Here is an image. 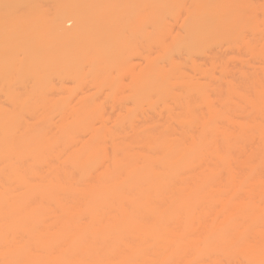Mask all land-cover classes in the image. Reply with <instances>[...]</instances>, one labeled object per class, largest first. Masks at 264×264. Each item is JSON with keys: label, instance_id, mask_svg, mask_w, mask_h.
<instances>
[{"label": "bare ground", "instance_id": "bare-ground-1", "mask_svg": "<svg viewBox=\"0 0 264 264\" xmlns=\"http://www.w3.org/2000/svg\"><path fill=\"white\" fill-rule=\"evenodd\" d=\"M187 1L126 2L131 32L122 37L117 28L123 17L117 23L98 0H0V264H188L193 255L195 264L198 242H220L231 256L242 239L246 246L245 236H257L264 225V167L258 164L264 159V120L257 119L264 80L256 75L231 82L235 71H227L224 56L204 63L205 69L199 64L210 79L221 67V77L231 80L222 88L221 78L212 89L183 74L185 59L191 62L216 40L231 46L230 35L248 7L237 15L234 0ZM48 2L54 8L46 23ZM169 17L180 32L170 28ZM68 20L74 21L72 31ZM82 34L103 42H54ZM136 54L143 66L131 64ZM176 55L183 56L182 70ZM114 70H122L120 77L127 71L128 82L115 87ZM67 76L110 87L114 114L108 116L92 95L76 103L71 93L51 96L54 80ZM250 84L257 100L244 91ZM190 91L206 110H197ZM233 112L242 113V122L232 120ZM253 140L260 144L248 151L252 144L248 150L244 145ZM201 202L210 211L216 204L213 219L201 217L209 211ZM260 236L262 247L256 241L246 250L258 262L264 258ZM239 248L234 254L243 256ZM183 257L185 263L178 262Z\"/></svg>", "mask_w": 264, "mask_h": 264}, {"label": "rangeland", "instance_id": "rangeland-1", "mask_svg": "<svg viewBox=\"0 0 264 264\" xmlns=\"http://www.w3.org/2000/svg\"><path fill=\"white\" fill-rule=\"evenodd\" d=\"M128 1H130V0H98V2L100 3V4H107L108 6H109V8L115 13V15H116V19H117V23H119V21H120V19L123 17V19L121 20V22L119 23V25H118V28H117V32H118V34H120V36H122V37H124V36H129L130 35V32H131V26H129L128 24H130V22L128 21V20H126L125 19V16H126V14L124 13V11H123V9H124V6L126 5V2H128ZM238 1V2H237ZM254 1V2H253ZM264 1V0H263ZM262 0H252V2H251V0H250V2H251V4H249L250 2L248 1V0H234V2H235V4L233 3V1H232V3L234 4H232L233 5V8L235 7V10L232 8V10H234V11H236L237 13H235V14H237V15H239V13H243V11H245L246 10V8L248 7V10H247V12H244V13H246L242 18H241V16H240V18H238L239 20H240V22L239 21H237V22H239L240 23V25H239V27H237L238 28V30H236V33H235V35H233V33H232V38H231V35H230V43H231V46L229 45V43H227V41H226V43L224 42L223 43V41L222 42H220V39L219 40H216V42H214V44H213V46H212V50L210 49V47H208L207 48V50L209 49V51L211 50V52L212 53H210L209 51H207V50H205V53L204 52H201V53H196L197 55H194V58H192V60L194 61H192L191 60V62H193V64L190 62V60L189 61H187L185 58V61L183 60V56L181 57V55H180V57H178L177 55V57H178V59H179V62L182 60V61H184L185 63H183L184 64V67L183 66H181L180 64L182 63V61L179 63L177 60L178 59H176V62L177 63H179V65L181 66L180 68H181V70H182V67H183V71H185L183 74L186 76V78L187 79H189V80H195V82H197V83H199V84H201L202 83V85H205V87H213L214 85H216V84H214V81L217 79V78H221L222 80H220V79H217V80H220V82L219 83H221L220 85L218 84V87L220 86L221 87V85H223L222 83L225 81V79L224 78H226L225 76H227V74L226 75H224V74H222V77H221V67L218 65V67H220V68H218V69H220V71L218 70V69H216L217 70V73H215L216 72V70L214 69L213 71H215L214 73L215 74H217V77L216 78H214L216 75L215 74H213V78H206L205 77V73H204V71L202 70V68L203 67H201L200 65L202 64V66H204L205 64L204 63H209V65H211L210 63H212L211 61H212V59H213V61H214V59H215V61H216V59L218 60V61H222V59H223V56H224V60H226L227 61V59H228V61L226 62H224L225 63V65H226V67L228 68L229 66H231L230 68H229V70H227V71H230L231 69H232V71H235V72H233V81H231L230 79H226V83L224 82V84L226 85L228 82H229V80L231 81V82H233V83H236L237 85H238V83H240L241 81H244L245 79H244V77L245 78H247L248 79V77L247 76H249V78H251V76L253 77V78H255L256 77V75H257V77L259 78H261V79H263L264 80V2H263ZM189 2V5L191 4V0H188L187 2H186V6L188 5L187 3ZM185 3V2H184ZM183 3V4H184ZM245 3H246V6L247 7H244V5H245ZM253 3V4H252ZM258 4V5H257ZM182 5V4H181ZM243 5V6H242ZM256 5V6H255ZM182 6H185V5H182ZM242 7V8H241ZM53 8H54V5H53V3L52 2H48V3H46V6H44V9H45V13H44V15H45V18H46V23L48 22V20L50 19V17H51V14H52V11H53ZM256 8L258 9V10H256ZM240 9V10H239ZM242 9V10H241ZM245 9V10H244ZM242 11V12H241ZM255 12H256V14H255ZM249 13V14H248ZM237 15H236V17H237ZM255 15V16H254ZM249 16V17H248ZM257 16V17H256ZM168 17V16H167ZM172 17V16H171ZM246 17H247V19H246ZM251 17V18H250ZM170 18V17H169ZM235 18V17H234ZM170 19H174L172 22H170L169 23V20ZM170 19H168V21L167 20H165V21H167L168 23L167 24H170V25H172L173 26V28L170 26V28L176 33H178V31L180 32L181 30V28L179 27V24L176 22V19L175 18H170ZM236 19V18H235ZM175 22H176V24H175ZM244 22V23H243ZM34 23V19H31V20H29V24L30 25H32ZM116 23V24H117ZM66 28L68 29V30H70V31H72L73 29H74V21L73 20H68L66 23ZM125 24V25H124ZM165 24H166V22H165ZM232 24H233V22H232ZM242 24H244V25H242ZM122 25H124V26H122ZM176 25H177V27H176ZM238 25V24H237ZM236 25V23H235V26H237ZM168 26L169 25H165V28L169 31L168 33H170L169 35H168V40H170V35L172 34L171 32H170V30L168 29ZM179 27V29H177ZM234 27V26H233ZM235 28V27H234ZM239 29H240V31H239ZM224 30V29H223ZM233 30V29H232ZM235 31V30H234ZM233 31V32H234ZM173 32V33H174ZM240 32V33H239ZM225 33V32H224ZM223 34V33H222ZM241 34V35H240ZM173 35V34H172ZM174 35H176V34H174ZM238 35H240V36H237ZM237 37V38H236ZM217 38V37H216ZM227 38V36L225 37V39ZM228 39H229V36H228ZM232 39H233V41H232ZM236 39V40H235ZM243 39H245L244 41H243ZM247 41V42H246ZM54 42H59V43H66V44H69V45H75V44H80V45H88V44H99V43H102L103 42V40L102 39H99V38H90L87 34H82V35H76V36H72V37H70L69 39H66V40H60V39H55L54 40ZM244 45H246V46H244ZM250 45V46H249ZM218 46H221V47H218ZM230 46V47H229ZM228 50H230V51H228ZM208 53H207V52ZM232 51V52H231ZM230 52V53H229ZM227 53H229L228 55H227ZM232 53V54H231ZM208 54V55H207ZM211 54V55H210ZM209 57H207V56ZM216 56V57H215ZM221 56V57H220ZM205 57L206 58H208V60L206 61V59H205ZM215 57V58H214ZM221 59H219V58ZM228 57V58H227ZM211 58V59H210ZM232 58V59H231ZM181 59V60H180ZM209 61V62H208ZM231 61H232V63H231ZM190 62V64H188ZM222 62V63H223ZM131 64L132 65H134V66H136V65H140L141 64V66H143L144 64H145V61H144V59H143V57L141 56V55H139V54H136V55H134L133 57H132V60H131ZM182 64V65H183ZM200 64V65H199ZM208 64H206L205 66H204V68L203 69H205V67L207 66ZM208 65V66H209ZM192 67V68H191ZM207 68V67H206ZM210 68V67H209ZM180 70V71H181ZM126 71V70H125ZM219 71V72H218ZM232 71H230L231 73H232ZM121 72H122V70H120V71H118V70H114L113 71V76L114 77H116L117 78V81H116V83H115V87H121V85H122V83H123V81L125 80V78H126V74H127V71H126V73L124 74V76H122V77H120V74H121ZM188 72V73H187ZM230 72H228V73H230ZM236 72H237V74H236ZM253 74V75H252ZM230 75V74H229ZM188 76H191V77H188ZM235 77V78H234ZM257 77H256V79H257ZM236 78L237 79H239V80H236ZM244 79V80H243ZM89 80V82L87 81L86 83H84V82H81V83H79L78 81H76L72 76H67V77H65V78H63V79H60V78H56L55 80H54V88L53 89H51L50 91H49V93H50V95L51 96H61V95H65V93H71V94H73L72 95V101H74V103H76L78 100H79V98H82V97H84V96H87V95H92L96 100H97V102L102 106V107H105L106 108V110H107V115L108 116H112L113 114H114V110H113V107H112V101H111V97H112V90H111V88L110 87H108L106 84H104V83H100L99 84V86L97 85V83H93L92 81H90L91 79L89 78L88 79ZM193 80V81H194ZM241 80V81H240ZM253 79H250V81H252ZM222 81V82H221ZM238 81V82H237ZM240 81V82H239ZM125 82H128V80H125ZM216 82H218V81H216ZM215 82V83H216ZM242 83V82H241ZM240 83V84H241ZM214 84V85H213ZM239 84V85H240ZM224 85V86H225ZM258 86V85H257ZM215 87H217V86H214V88ZM253 85L252 84H250L248 87H246L245 89L246 90H244L245 91V93H247V95L249 96V98L250 99H252V100H257V97L255 96L254 97V89H253ZM222 88V87H221ZM179 89H181L182 90V87H180ZM213 89V88H212ZM181 90H178L177 89V91L178 92H180ZM208 91V90H207ZM189 94L191 93H193V94H195V97L194 96H192L191 95V97H192V99H193V101H195V102H197V103H194V104H196L197 106H196V108H197V110L198 111H204V110H206V108H207V106H206V104L205 103H203L202 102V100H199V96H197V94L195 93V92H192V91H190V92H188ZM187 94V93H186ZM185 94V95H186ZM208 95H210L212 98L214 97V94L211 92V91H209L208 93H207ZM188 97H190V95L189 96H187V99H189ZM190 97V98H191ZM235 99H234V98ZM194 98H195V100H194ZM198 98V99H197ZM201 99V98H200ZM237 99V101L239 102V100L240 99H238V96L237 95H232V102H234L235 100ZM199 100V101H198ZM170 102L171 101H173L172 99H170L169 100ZM237 101L236 102H234V103H237ZM240 102H242V101H240ZM173 103V102H172ZM161 104V103H160ZM171 104V103H170ZM233 104V103H232ZM172 105V104H171ZM173 105H174V103H173ZM173 105H172V107H173ZM235 105V104H234ZM147 106L148 105H146L145 106V108H146V111L148 112V108H147ZM264 106V105H263ZM157 107H159V108H157ZM175 107V106H174ZM198 107H199V109H198ZM232 107H233V105H232ZM236 107V106H235ZM156 108V110H155V114H154V116H153V112H154V110H153V112L152 113H150L149 112V114L147 113H145L146 115H147V117L150 115V114H152V116L155 118V117H157L158 115H156L157 114V112L156 111H160V110H162V104L161 105H158V106H156L155 107ZM243 108V107H242ZM237 109H238V107H237ZM236 109V110H237ZM242 113H244L243 111H245V109L242 111L241 109H239ZM151 111H152V109H151ZM202 111V112H203ZM116 112V111H115ZM240 112V114H239V112H238V114H237V112H233V114L234 113H236V114H234L235 115V117L233 116V114H232V116L234 117V118H236V119H232V120H234V121H236L237 119H239V121H241V120H243V119H241V118H243V115H242V113ZM246 112H248V111H246ZM246 114V113H245ZM258 114V113H257ZM257 114H255L256 115V117H258V115ZM261 114H263V115H261ZM261 114H260V116H259V118H257V119H259L258 121L260 122V117L262 118L261 119V122H263V120H264V107H263V110H262V112H261ZM156 115V116H155ZM239 115V116H238ZM241 115H242V117H241ZM263 116V117H262ZM150 118H153V117H151V116H149ZM244 117H247V116H244ZM255 118V117H254ZM256 119V120H257ZM247 120V119H246ZM246 120H244V121H246ZM223 121V122H222ZM238 121V122H239ZM221 122L222 123H226L227 125H228V123H227V120H221ZM242 122V121H241ZM260 122V123H261ZM222 123H220V125H222ZM264 123V122H263ZM234 130H235V127H234ZM258 136V135H257ZM256 138V137H255ZM260 139V137H258V140ZM254 140H257V139H254ZM254 140H253V142L252 143H250V145H247V144H249V141H248V143H246L245 145H244V147L246 146V149L248 150V149H250V147H251V144H252V147H251V150H248V151H256L257 150V145L258 144H260V142H257L256 141V143L255 144H257L256 146L255 145H253V143H254ZM243 146V145H242ZM241 146V147H242ZM249 146V148H247ZM259 146V145H258ZM244 147H242V148H244ZM241 148V149H242ZM245 149V148H244ZM243 149V150H244ZM245 149V150H246ZM246 150V151H247ZM260 159V158H259ZM235 161V160H234ZM237 161V160H236ZM257 160L255 159V162H256ZM259 162H258V164H264V159H263V161H262V159H260V160H258ZM262 161V162H261ZM232 164H235L236 165V163L235 162H232ZM256 164V163H255ZM262 164V168L264 167V165ZM257 165V164H256ZM260 166V165H259ZM258 168V167H257ZM261 168H259V170H260ZM258 170V169H257ZM259 170H258V172H259ZM263 170H264V168L262 169V172H263ZM257 172V173H258ZM261 172V171H260ZM259 172V173H260ZM264 173V172H263ZM258 175V174H257ZM263 174H261V177L264 179V177L262 176ZM255 177H256V175H255ZM258 178V177H257ZM256 178V179H257ZM250 179V178H249ZM249 179H247L248 181H250ZM252 179V178H251ZM262 179V180H263ZM264 181V180H263ZM254 182V181H253ZM248 183V185H250L251 183H252V180H251V183L249 184V182H247ZM249 189V188H248ZM242 192V191H241ZM257 194V193H256ZM256 194H253V195H256ZM240 196H242V194L240 195ZM245 196V194H243V196L242 197H244ZM247 197H245V198H247L248 199V195H246ZM252 196V195H251ZM251 196H249V199L248 200H251L252 198H251ZM258 196V195H257ZM261 196H263V194H261ZM259 198H263V197H260V195L258 196ZM257 198V197H256ZM255 197H254V201H260V199L259 198H257L256 199ZM201 203H203V207H204V204L206 205V206H208L207 205V203L205 202H201ZM201 203H199V204H201ZM215 204V203H214ZM213 204V205H214ZM219 204V203H218ZM217 204V205H218ZM202 205V204H201ZM216 205V204H215ZM215 205L213 206V208H211V211H213L212 209H214V207H215ZM198 206V205H197ZM219 206V205H218ZM201 209L200 210H198V214L196 213V215H199L200 213H202V212H204V210H202V207L201 206H199ZM212 207V206H211ZM205 208V207H204ZM207 209H208V207H206ZM205 208V209H206ZM220 208V207H219ZM218 208V209H219ZM216 209H217V206H216ZM218 209H217V211H218ZM202 210V211H201ZM209 210V209H208ZM220 210V209H219ZM197 211V210H196ZM210 211V210H209ZM206 212V210H205V212H206V214H209V213H213V212ZM215 211L216 210H214V213H215ZM219 212V211H218ZM221 212V211H220ZM206 214H203L204 215V217H203V215H201V217L202 218H204V219H208V220H210V218L211 219H213V215L212 216H210V214L209 215H206ZM220 214V213H219ZM206 215V216H205ZM218 215V214H217ZM221 215H222V212H221ZM200 216V215H199ZM216 217V216H215ZM214 217V218H215ZM219 217V216H218ZM198 218H197V216H196V218H195V224H196V227H198V220H197ZM208 222V221H207ZM210 222V221H209ZM258 230H259V233L257 234L256 233V235L257 236H259L258 237V239H257V236L255 237V233H252V234H248L247 236H245V238H244V242L246 241V246H245V243L243 244V239H242V241L241 240H239V241H241V242H239V243H241V248H239L240 247V244H237V245H235L234 246V248H232L233 250H232V252L234 251V253H235V251L237 250V248H239V249H241V252L243 251V256H242V254H240L238 251V253L240 254H237V252H236V254H234V253H231L232 255L231 256H229V255H227L228 253L227 252H229V250L230 249H228V246L227 245H225V246H222V244L220 243V242H218V243H220L219 245L220 246H222L221 247V249H220V247H218L217 249H218V251H217V249L215 248V246H217L218 245V243L217 242H215V243H217V244H211L215 249H216V251L213 249V250H211L212 248H210V247H212V246H210V245H207V247L208 246H210L209 247V249L207 248V247H205V245L207 244V243H205V242H198L197 244H196V246H197V249H195V251H197L196 253V255L198 256H201V258H199V256H198V258L200 259H198L196 256H195V258H196V260H197V262H196V260H195V264L197 263V264H200L201 262H203V261H205V262H203L204 264L206 263V264H218L219 262H220V264H264V258H262L263 259V261H262V259H261V262L259 261H257L258 259H254V257L253 256H251L250 254H248V252H246V250H248V249H250V248H252L253 246L255 247V245H253V243H256V241H258V245L259 246H261V241H262V237L263 236H260L261 235V233H264V225H259V227H258ZM254 239H255V242H254ZM257 239V240H256ZM238 240V239H237ZM237 240H235V242L237 241ZM223 243V242H222ZM233 244H232V246L234 245V244H236V243H234V241L232 242ZM237 243H238V241H237ZM209 244V243H208ZM243 244V245H242ZM257 244H256V246H257ZM264 244V243H263ZM239 246V247H238ZM243 246H245V247H243ZM258 246V247H259ZM237 247V248H236ZM262 247V246H261ZM264 247V246H263ZM208 249V250H207ZM244 249V250H243ZM189 250V249H188ZM192 250H194V249H192ZM206 250H207V254H206ZM210 250L213 252H210ZM220 250V251H219ZM191 251V250H190ZM210 252V254H208L209 252ZM221 252H223L222 254H220ZM187 253H189V252H187ZM217 255H216V254ZM190 254V253H189ZM206 254V255H205ZM212 254H214V255H212ZM230 254V253H229ZM193 255V254H192ZM209 255V256H208ZM226 257H225V256ZM234 255V256H233ZM236 255H238V257H236ZM207 256L209 257V261L208 260H205V257H206V259H208L207 258ZM216 256V257H215ZM227 256H229V257H231V259L229 258L228 259V257ZM245 256V257H244ZM185 257H187V256H185ZM193 257V259H189V260H192L191 262H194L193 260H194V255L192 256ZM191 257V258H192ZM215 257V258H214ZM220 259V261H219V259ZM244 259H243V258ZM188 258V257H187ZM187 258H182V259H180L178 262H182V260H184L185 261V259H187ZM189 258H190V256H189ZM210 258H213V260L211 259L210 260ZM224 258H225V260H224ZM238 258V259H237ZM215 259V260H214ZM230 260H231V262H230ZM200 261V262H199ZM215 263H214V262ZM226 261V262H225ZM189 262L190 261H188V259L186 260V263H188L189 264ZM190 262V264H192ZM199 262V263H198ZM208 262V263H207ZM210 262V263H209ZM247 262V263H246ZM256 262H258V263H256ZM182 263H185V262H182ZM194 264V263H193Z\"/></svg>", "mask_w": 264, "mask_h": 264}]
</instances>
